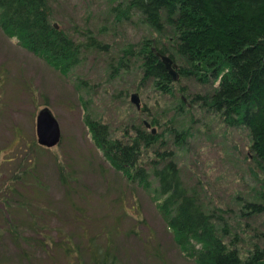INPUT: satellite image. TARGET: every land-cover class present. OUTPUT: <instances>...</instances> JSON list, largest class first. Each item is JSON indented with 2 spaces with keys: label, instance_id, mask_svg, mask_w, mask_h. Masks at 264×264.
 Wrapping results in <instances>:
<instances>
[{
  "label": "rangeland",
  "instance_id": "1",
  "mask_svg": "<svg viewBox=\"0 0 264 264\" xmlns=\"http://www.w3.org/2000/svg\"><path fill=\"white\" fill-rule=\"evenodd\" d=\"M122 1L127 6L128 0H49L52 25L82 47L80 63L69 71L34 55L0 27L3 264H19L14 233L25 231L32 237L38 229L52 238L96 237L116 254V264H196L180 248L161 209L164 196L152 161L157 151L174 152L172 160L185 187L208 214L216 215L220 233L228 226L224 239L238 247L243 259L256 244H263L259 236L264 233V211L247 207L264 206V168L258 167L250 151L249 131L226 123L221 114L194 98L212 91L213 83H201L194 76L181 78L180 66L187 67V60H177L179 80L170 84V93L154 79L143 80L139 48L149 41L153 48L165 47L173 53L174 28L161 34L137 14L120 20L113 7ZM90 36L109 44V51L86 47ZM130 50L138 54L131 57ZM132 94L140 96V109ZM46 107L63 132L61 144L50 149L38 144L36 133L39 110ZM94 124L106 126L113 142H133L139 129L155 130L159 143L143 148L140 155L141 165L151 173L149 186L109 163L96 142ZM183 132L185 139L178 140ZM25 170L27 179L18 180L19 185L33 188L36 198L30 197L28 203L21 199L27 211L15 210L18 206L6 210L3 192L17 183L12 182L13 175ZM8 218L16 224L10 232ZM34 223L37 230L30 229ZM76 239L73 245L79 243L81 249L89 244L88 239ZM33 249L39 253L34 244ZM57 261L65 264L64 258Z\"/></svg>",
  "mask_w": 264,
  "mask_h": 264
},
{
  "label": "trees",
  "instance_id": "2",
  "mask_svg": "<svg viewBox=\"0 0 264 264\" xmlns=\"http://www.w3.org/2000/svg\"><path fill=\"white\" fill-rule=\"evenodd\" d=\"M127 3L126 6L122 1L113 7L120 20H131L137 14L161 34L168 27L174 28L173 53L165 47L153 48L149 41L139 48L143 80L154 79L158 87L170 93V84L175 81L157 52L170 56L175 63L187 60V67L180 66L181 78L194 76L201 83H213L212 91L194 98L221 114L226 123L247 128L251 136L250 151L258 167L264 168V0H128ZM0 27L6 35L16 37L22 47L43 57L52 66L69 71L80 63L82 47L52 25L49 0H0ZM88 42L86 47L89 48L106 52L110 49L109 44L93 36ZM135 50H130L131 57L138 54ZM91 129L115 169L126 172L140 184L150 185L151 173L141 165L140 155L143 148L159 143V135L154 130L148 133L139 129L133 142L124 143L118 139L111 141L106 126L94 124ZM184 134H178V140L184 138ZM173 156L174 152L157 151L152 161L157 164L153 172L160 183L159 193L164 196L161 209L168 217V225L180 248L196 264H264V233L259 236L262 246L256 244L254 251L243 259L238 247L224 239V235L229 234L228 226L220 233L216 215L208 214L198 198L189 193ZM26 176L28 170L13 175L12 182L17 183L8 185L3 192L6 210L18 206L15 210L27 211L21 199L28 203L30 197L36 198L33 188L29 190L28 185H19L18 180L25 181ZM247 207L260 214L264 211L262 204ZM8 220V232L15 230L14 221ZM37 225L34 223L30 229L37 230ZM23 233L25 231L17 232L11 237L20 249V255H16L19 264L23 261L58 264L59 258H64L65 264H86L87 259L88 264H116V254L96 237L52 238L39 229L32 237ZM76 238L88 239L89 244L85 249H81L79 243L74 246ZM33 244L39 248L38 254L32 250ZM40 252L45 255L43 260L39 259L43 256Z\"/></svg>",
  "mask_w": 264,
  "mask_h": 264
},
{
  "label": "water",
  "instance_id": "3",
  "mask_svg": "<svg viewBox=\"0 0 264 264\" xmlns=\"http://www.w3.org/2000/svg\"><path fill=\"white\" fill-rule=\"evenodd\" d=\"M160 59L165 63L167 70L172 74L173 80H179V73L176 71L177 64L172 60L170 56H166L161 52H157ZM132 102L140 109V96L138 94H132ZM37 116V128L36 133L38 137V144L50 149L59 146L61 143L63 132L61 125L53 111L50 108H43L39 110ZM155 132V130H154Z\"/></svg>",
  "mask_w": 264,
  "mask_h": 264
}]
</instances>
